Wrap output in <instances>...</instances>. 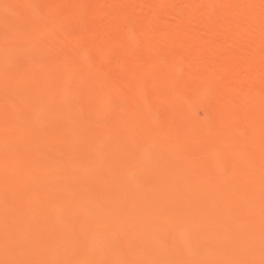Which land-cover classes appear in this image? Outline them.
I'll list each match as a JSON object with an SVG mask.
<instances>
[{"label": "rangeland", "instance_id": "1", "mask_svg": "<svg viewBox=\"0 0 264 264\" xmlns=\"http://www.w3.org/2000/svg\"><path fill=\"white\" fill-rule=\"evenodd\" d=\"M79 1L0 0V264H264V5Z\"/></svg>", "mask_w": 264, "mask_h": 264}, {"label": "bare ground", "instance_id": "2", "mask_svg": "<svg viewBox=\"0 0 264 264\" xmlns=\"http://www.w3.org/2000/svg\"><path fill=\"white\" fill-rule=\"evenodd\" d=\"M80 1H81V0H80ZM80 1H79V2H80ZM124 1H127V0H123V2H124ZM148 1H149V0H148ZM148 1H147V2H148ZM161 1H162V0H161ZM178 1H179V0H178ZM202 1L205 2L204 0H200L201 3H202ZM263 1H264V0H261V2H260V0L256 1L260 6L257 5V4H255V6H256V7H259V8L262 7V5H264V2H263ZM75 2H77V0H75ZM81 2H82V1H81ZM83 2H84V1H83ZM120 2H121V1H120ZM169 2H170V1H169ZM256 2H255V3H256ZM125 3H126V2H125ZM125 3H123V4H125ZM201 3H199V4H201ZM206 3H207V2H205V4H206ZM261 3H262V4H261ZM82 4H83V3H82ZM86 4H87V3H86ZM103 4H104V5H101L102 8L100 7L101 10L103 9L104 11H106V10H109V8L111 7L110 4H109L107 1H106L105 3H103ZM170 4H171V3H170ZM202 4H203V3H202ZM205 4H204V5H205ZM207 4H208V3H207ZM83 5H84V4H83ZM120 5H121V4H120ZM122 6H123V5H122ZM120 7H121V6H120ZM161 7H163V6L161 5ZM161 7L159 8V12H160V13H161V11H162V13L166 12V11H164V8L160 11ZM97 8H98V6H97ZM156 8H157V7H156ZM237 8H239V9H238L239 12H240V10H241L240 13H242V14L245 13V11L242 12L243 6H240V7H237ZM259 8H258V9H259ZM262 8H263V7H262ZM79 9H80V8H79ZM93 9H94V8H93ZM170 9L173 11V8H170ZM258 9H257V10H258ZM260 9H261V8H260ZM88 11H89V10H88ZM163 11H164V12H163ZM262 11H263V10H262ZM56 12H57V11H56ZM170 12H171V11H170ZM18 13H19V12H18ZM52 13H53V12H52ZM252 13H253V12H252ZM260 13H262V14H263L262 16H264V13H263V12H260ZM16 14H17V13H16ZM16 14H15V15H16ZM69 14H70V13H69ZM72 14H73V13H72ZM155 14H157V13H155ZM174 14H175V13H174ZM253 14H254V13H253ZM253 14H252L251 17H250L251 20L249 21V22H250L249 25H250V28H251L252 26H254V28H257V29H258V27L260 26V24H259L258 27H257V24L259 23V20H257V18H259V17L257 16V18H256V17H254ZM53 15H54L53 17H55V14H53ZM57 15H58V14H57ZM59 15H60V14H59ZM171 15L173 16V14H171ZM244 15H245V14H244ZM69 17H70V16H69ZM158 17H159V16H158ZM61 18H62V17H61ZM61 18H60V19H61ZM154 18H155V17H153V19H154ZM156 18H157V17H156ZM262 18H263V17H262ZM69 19H70V18H69ZM73 19H74V18H72V20H73ZM101 19H103V17H101ZM146 19H147V18H146ZM150 19H151V18H150ZM61 20H62V19H61ZM144 20H145V19H144ZM157 20H158V19H157ZM157 20L155 19V21H156L155 24L152 23L153 25H155V26H152V28H153V27H154V28L157 27L158 30H159V32H160V30H161V33H163L162 29H163V28L165 29V27H162V28L160 29L161 26L158 27L160 24H159V23L157 24ZM65 21H66V20H65ZM99 21H100V18H99ZM103 21H105V20H103ZM106 21H107V19H106ZM140 21H141V20H140ZM198 21H201V20H198ZM252 21H253L254 23H253ZM257 21H258V22H257ZM263 21H264V20H263ZM101 22H102V21H101ZM107 22H109V21H107ZM149 22H150V21H149ZM201 22L203 23V21H201ZM201 22L199 23L200 25H204V24H205V23L202 24ZM256 22H257V24H256ZM68 23H69V22H68ZM134 23H135V22H134ZM142 23H144V22H142ZM252 23H253V24H252ZM66 24H67V21H66ZM139 24H141V23L139 22L138 25H139ZM147 24H148V23H147ZM149 24H150V23H149ZM156 24H157V25H156ZM254 24H255V25H254ZM127 25H128V24H127ZM130 25H131V23H130ZM138 25H136L138 30H141V29H142L141 26H144V24L141 25V26H138ZM167 25H168V24H167ZM167 25H166V27H167ZM63 26H64V25H63ZM131 26H132V25H131ZM136 26H135V27H136ZM148 26H149V25H148ZM129 27H130V26H129ZM139 27H140L141 29H139ZM169 27H170V26H169ZM169 27H168V28H169ZM125 28H126V27H125ZM149 28H150V27H149ZM157 28H156V29H157ZM250 28H249V29H250ZM254 28H251V29L254 30ZM57 29L59 30L60 28H57ZM57 29H56V31H58ZM130 29H131V27H130ZM135 29H136V28H135ZM135 29H133V30H135ZM137 29H136V30H137ZM156 29H154V33H157V32H155V31H157ZM164 29H163V30H164ZM195 29H196V28H195ZM195 29L192 28V32L195 31ZM241 29H242V28H239V30H241ZM251 29H250V30H251ZM61 30H62V29H60V31H61ZM196 30H197V29H196ZM242 30H244V29H242ZM255 30H256V29H255ZM60 31H59V32H60ZM152 31H153V29H152ZM164 31H165V30H164ZM168 31H169V30H167L166 32H168ZM245 31H246V32H245ZM248 31H249V30H248ZM248 31H247V29H245V30L243 31L245 34H244L243 32H241V31H239V32L242 34V35L240 34V35L238 36L239 39H241V38L243 37L242 39L245 41V39L247 38V36H249V38H252V37L254 36V34H253L252 36H251V34H252V32L254 33V31L251 30V34H248V33H249ZM86 32H87V31H86ZM90 32H91V31H90ZM110 32H111V31H110ZM110 32H109V33H110ZM127 32H128V31H127ZM56 33H57V32H56ZM77 33H78V32H77ZM130 33H131V32H130ZM193 33H195V32H193ZM246 33H247V36H246ZM60 34H61V33H60ZM97 34H100V33H96V36H98ZM102 34H103V32H102ZM112 34H113V33H112ZM189 34H190V33H189ZM261 34H263V35H262L263 37H261V35L253 37L254 40H255V42H257V43H258L257 40H259V43H260V41L262 40L261 43H260L261 45H260L259 43H258L259 45H258L257 43H255V44L258 45L259 47H260V46H261V47L264 46V32L262 31ZM106 35H107V34H106ZM139 35H140V34H139ZM139 35H137V36H139ZM244 35L246 36L245 39H244ZM100 36H102V35H100ZM113 36H114V35H113ZM113 36H112V37H113ZM131 36H133V35H131ZM131 36H130V37H131ZM74 37L76 38L75 35H72L70 40H74V39H75ZM106 37H107V36H106ZM240 37H241V38H240ZM258 37H259V38H258ZM88 38H89V39H92V36H91V38H90V37H88ZM96 38H97V37H96ZM96 38H95V39H96ZM99 38H100V37H99ZM101 38H102V37H101ZM104 38H105V37H104ZM108 38H109V34H108ZM108 38H107V39H108ZM135 38H136V37H135ZM249 38H247L246 40H247V41L250 40L249 42L252 44V42H254V41H252L253 38H252V39H249ZM256 38H258V39H256ZM260 38H263V39L260 40ZM97 39H98V38H97ZM116 39H117V36H116V38H115V41H116ZM120 39H121V38H120ZM141 39H142V38H141ZM242 39H241V40H242ZM92 40H94V39H92ZM111 40H112V38H111ZM123 40H124V39H122V41H123ZM129 40L131 41V39H128V41H129ZM143 40H144V39H143ZM89 41H90V40H89ZM115 41H113V42H115ZM119 41H120V40H119ZM146 41H147V39H146ZM148 41H149V40H148ZM117 42H118V41H117ZM141 42H142V41H141ZM128 43H129V42H128ZM136 43H137V42H135V44H136ZM138 43H140V40H139ZM150 43H151V42H150ZM122 44H123V42H122ZM125 44H127V42H125ZM128 45H130V43L127 44V46H128ZM146 45H147V44H146ZM118 46H119V44H118ZM118 46H117V47H118ZM120 46H122V45H120ZM120 46H119V47H120ZM125 46H126V45H125ZM131 46H132V45H131ZM133 46H134V44H133ZM135 46H136V45H135ZM137 46H138V45H137ZM117 47H116V48H117ZM129 47H130V46H129ZM138 47H139V46H138ZM149 47H150V46H149ZM259 47H257V48H259ZM261 47H260V48H261ZM80 48H81V47H80ZM82 48H83V47H82ZM82 48H81V49H82ZM85 48H86V47H85ZM85 48H84V51H86ZM123 48H124V47H123ZM126 48H127V47H126ZM145 48L147 49V47H145ZM145 48H144V50H145ZM253 48H254V47H253ZM262 48H264V47H262ZM152 49H153V48H152ZM255 49H256V48H255ZM89 50H90V52H91V49H89ZM89 50H87V52H88ZM114 50H115V48H114ZM121 50H122V49H121ZM256 50H257V49H256ZM260 50H261V49H260ZM260 50H259V51H260ZM63 51H64V50H62V53H64ZM81 51H83V50H81ZM94 51H95V50H94ZM145 51H146V50H145ZM148 51H149V49H148ZM126 52H129V50L126 49ZM130 52H131V51H130ZM135 52H136V51H135ZM248 52H249V51H248ZM250 52H251L250 54H252V55L255 54L254 49H253V51H250ZM252 52H254V53H252ZM256 52H257V51H256ZM62 53H61V54H62ZM67 53H68V52H67ZM92 53H93V52H92ZM97 53H98V52H97ZM99 53H100V51H99ZM145 53H146V52H145ZM149 53H151V52H149ZM152 53H153V52H152ZM257 53H258V52H257ZM64 54H65V53H64ZM86 54H87V53H86ZM88 54H89V53H88ZM94 54H95V53H94ZM250 54H249V55L246 54L248 58H249V56L251 57V58L249 59L250 63L253 62V63L255 64L256 61H259V58H260V57H259L258 54H257V56H255V57H259V58H258V60H255V61H254V59H253V56H251ZM81 55H82V52H81ZM89 55H90V54H89ZM96 55L98 56V55H101V54H96ZM255 55H256V54H255ZM262 55H263V54H262ZM61 56H62V55H61ZM63 56H64V55H63ZM68 56H69V55H68ZM84 56H85V55H84ZM133 56H134V55H133ZM136 56H137V55H136ZM136 56H135L134 58H132V56H131L130 58L135 59ZM74 57H75V56H74ZM142 57H143V56H142ZM142 57H141V58H142ZM247 57H246V58H247ZM255 57H254V58H255ZM182 58H183V57H182ZM246 58H245V59H246ZM255 59H256V58H255ZM105 60L108 61V62H106V66H107V63H109V59H105ZM105 60H102V61L100 60V61H101L100 63L105 62ZM127 60H128V59H127ZM137 60H138V56H137ZM142 60H143V59H142ZM166 60H167V59H166ZM192 60H194V58H192ZM146 61H147V60H146ZM180 61L182 62L183 60H180ZM185 61H186V60H185ZM249 61L247 62V64H249ZM251 61H252V62H251ZM134 62H135V61H134ZM165 62H166V61H165ZM165 62L162 63V64H160L159 67H157V66L155 65V67L158 68V70H157V73H158V74H157L156 76H158V78H159L160 80H162V82H164L165 79L167 78V77H164V76H162V75L166 74L165 72H167L168 69L170 70V68H171V64H169V63H170V60L168 61L169 63H168V62L165 63ZM171 62L173 63V60H172ZM231 62L234 63L233 60H231ZM231 62H230V63H231ZM259 62H260V61H259ZM262 62H264V61H262ZM262 62H260V63H262ZM100 63H99V65H100ZM158 63H159V61H158ZM160 63H161V62H160ZM176 63H177V62H176ZM233 63H231V64H233ZM236 63H237V62H236ZM257 63H258V62H257ZM124 64H125V63H124ZM174 64H175V63H174ZM179 64L181 65V63H179ZM234 64H235V63H234ZM234 64H233V65H234ZM245 64H246V63H245ZM103 65H105V63H104ZM116 65H117V64H116ZM135 65H136V64H135ZM259 65H260V64H259ZM94 66H95V65H94ZM100 66H101V65H100ZM108 66H109V65H108ZM120 66H121V65H120ZM128 66H129V65H128ZM132 66H133V65H132ZM136 66H137V65H136ZM173 66H174V65H173ZM175 66H176V65H175ZM175 66H174V67H175ZM178 66H179V65H177L176 68H177ZM249 66H250V64H249ZM98 67H99V66H98ZM125 67H126V66H125ZM149 67H151V66H149ZM107 68H108V67H107ZM107 68H106V69H107ZM111 68H112V67H111ZM128 68H129V67H128ZM128 68H127V69H128ZM133 68H134V67H133ZM138 68H139V67H138ZM176 68H175V70H176ZM257 68L259 69L260 66L257 67ZM261 68H262V67H261ZM263 68H264V66H263ZM263 68H262V69H263ZM93 69H94V68H93ZM99 69H101V68H99ZM99 69H98V70H99ZM102 69H103V68H102ZM122 69H124V68H122ZM134 69H135V68H134ZM178 69H179V68H178ZM181 69H182V68H181ZM89 70H90V68H89ZM89 70H88V71H89ZM95 70H96V68H95ZM95 70H94V71H95ZM135 70H136V69H135ZM179 70H180V69H179ZM179 70H178V71H179ZM182 70H184V69H182ZM263 70H264V69H263ZM91 71H92V70H91ZM91 71H90V72H91ZM94 71H93V72H94ZM101 71H102V70H101ZM101 71H100V72H101ZM109 71H110V70H109ZM113 71H114V69H113ZM178 71H177V72H178ZM180 71H181V70H180ZM180 71H179V73H180ZM259 71H260V70H259ZM93 72H92V73H93ZM105 72H107V70H106ZM120 72H122V71H121V68H120ZM132 72H134V70H132ZM137 72L139 73V71H137ZM137 72H136V74H137ZM142 72H143V71H142ZM145 72H146V70H145ZM171 72H174L173 69H172ZM184 72H186V73L184 74V75L186 76V74H187L188 71L184 70ZM220 72H221V71H220ZM220 72H219V73H220ZM224 72H225V71H224ZM261 72H262V71H261ZM98 73H99V72H98ZM102 73H103V71H102ZM107 73H108V72H107ZM124 73H125V72H124ZM150 73H151V71H150ZM175 73H176V72H174L173 74L175 75ZM181 73H182V72H181ZM254 73H255V72H254ZM95 74H97L96 71H95ZM103 74H104V73H103ZM103 74H102V75H103ZM117 74H118V73H117ZM122 74H123V73H122ZM133 74H134V73H133ZM133 74H132V75H133ZM151 74H152V73H151ZM154 74H155V71H154ZM170 74H172V73H170ZM176 74H177V73H176ZM182 74H183V73H182ZM189 74H190V73H189ZM222 74H223V73H222ZM130 75H131V74H130ZM140 75H141V74H140ZM140 75H139V76H140ZM144 75H145V74H144ZM174 75H173V76H174ZM187 75H188V74H187ZM191 75H192V74H191ZM227 75H228V74H227ZM256 75H257V74H256ZM259 75H260V74H259ZM262 75H263V74H262ZM262 75H261V76H262ZM105 76H106V75H105ZM126 76H127V75H126ZM128 76H129V74H128ZM148 76H150V75H148ZM153 76H154V75H153ZM161 76L164 78V81H163V79L160 78ZM170 76H171V75H169L168 77H170ZM177 76H179V75H178V74L175 75V76H174V79H173L172 77H170V78H172V80L170 79V82H169V83H170V84H177V83H175V78H176ZM221 76H222V75H221ZM261 76H260V78H261ZM112 77H113V76H112ZM129 77H130V76H129ZM131 77H132V76H131ZM151 77H152V76H151ZM181 77H182V75L179 76L178 78H181ZM257 77H258V76H257ZM105 78H106V77H105ZM117 78H121V77H117ZM117 78H116V80H117ZM136 78L138 79V76H137ZM178 78H177V79H178ZM183 78H184V77H183ZM254 78H255V76H254ZM106 79H107V78H106ZM128 79H129V78H128ZM128 79H127V80H128ZM133 79H134V78H133ZM140 79H141V78H140ZM147 79H148V78H147ZM159 79H158V80H159ZM167 79H168V78H167ZM177 79H176V82H177V81L179 82V80H177ZM181 79H182V78H181ZM122 80H123V79H122ZM130 80H131V78H130ZM141 80H143V79H141ZM260 80H261V79H260ZM120 81H121V80H120ZM124 81H125V80H124ZM131 81H132V80H131ZM136 81H138V80H136ZM172 81H174V83H173ZM192 81H193V80H192ZM262 81H263V79H262ZM262 81H261V82H262ZM141 82H142V81H141ZM160 82H161V81H160ZM166 82H168V80H167ZM171 82H172V83H171ZM127 83H129V81H128ZM132 83H134V82H132ZM138 83H140V81H139ZM138 83H137V84H138ZM169 83H167L166 85H168ZM185 83H186V82H185ZM188 83H189V82H188ZM188 83H187L188 87L191 86V89L194 90V93H195V92H196V93L200 92V93L202 94V91H198V92H197V90H198L197 87H196L197 85H192L193 83H189V84H191V85L189 86ZM263 83H264V82H263ZM137 84H136V85H137ZM136 85H135V86H136ZM141 85H143V83H142ZM229 85H230V82H229ZM232 85H233V84H232ZM138 86H140V85H138ZM143 86H144V85H143ZM184 86H185V85H184ZM192 86L194 87V89L192 88ZM248 86H249V85H248ZM127 87H128V86H127ZM129 87H130V86H129ZM140 87H141V86H140ZM163 87H165V89H166V88H167V89L169 88V86H163ZM185 87H186V86H185ZM230 87H231V86H230ZM235 87H236V86H235ZM235 87L230 88V91H232L231 89H234ZM238 87H239V86H238ZM243 87H245V86H244V85L242 86V90L244 91V89L247 88V87H245V88H243ZM132 88H133V87H132ZM135 88H139V87H135ZM141 88H142V87H141ZM161 88H162V87H161ZM161 88H160V89H161ZM171 88H173V86L170 85V88H169L170 92H173V89H174V92H175V90H176L175 87H174L173 89H171ZM182 88H183V86H182ZM186 88H187V87H186ZM144 89H145V87H144L143 90H142L143 92H144ZM158 89H159V88H158ZM160 89H159V91H160ZM162 89H163V88H162ZM191 89H190V90H191ZM239 89H241V87L236 88L235 90H236V91L238 90V92L241 93L242 90L239 91ZM250 89H252V88H250ZM250 89L248 88V89H245V90H246V92H247V90H249V92H250ZM263 89H264V88H263ZM127 90H128V88H127ZM135 90H138V89H135ZM183 90H184V89H183ZM185 90H186V89H185ZM188 90H189V89H188ZM192 90H191V92H192ZM195 90H196V91H195ZM252 90H254V88H253ZM131 91H132V90H131ZM131 91H130V93H131ZM138 91H139V90H138ZM142 91H141V92H142ZM179 91H180V90H179ZM186 91H187V90H186ZM236 91H234V92H236ZM255 91H256V90H255ZM257 91H258V90H257ZM260 91H263V90H259L258 92H260ZM124 92H125V91H124ZM154 92H155V91H153V93H154ZM162 92H163V91H162ZM164 92H165V91H164ZM164 92H163V95H165ZM170 92L168 91V94H169ZM176 92H177V91H176ZM187 92H188V91H187ZM246 92H245V93H246ZM139 93H140V92H139ZM153 93H152V94H153ZM158 93H161V92H158ZM177 93H178V92H177ZM179 93H180V92H179ZM181 93H183V92H181ZM194 93H192V94H194ZM242 93H243V92H242ZM245 93H244V94H245ZM247 93H248V92H247ZM254 93H255V92H254ZM256 93H257V92H256ZM263 93H264V92H263ZM263 93L261 92V94H263ZM110 94H111V91L109 92V96H111ZM125 94H126V93H125ZM128 94H129V93H128ZM134 94H135V93H134ZM134 94H133V95H134ZM141 94H142V93H141ZM166 94H167V93H166ZM171 94H172V93H171ZM190 94H191V93H190ZM192 94H191V95H192ZM232 94H233V93H232ZM238 94H239V93H238ZM123 95H124V94H123ZM131 95H132V94H130V96H131ZM133 95H132V96H133ZM137 95H138V94H137ZM139 95H140V94H139ZM139 95H138V96H139ZM156 95H157V94H156ZM159 95H160V94H159ZM180 95H185V93H184V94H180ZM194 95H195V94H194ZM194 95H193V96H194ZM196 95H198V94H196ZM235 95H236V93H235ZM235 95H234V96H235ZM245 95H246V94H245ZM253 95H255V94H253ZM124 96H125V95H124ZM135 96H136V95H135ZM138 96H137V97H138ZM167 96H168V95H167ZM169 96H171V95H169ZM169 96H168V97H169ZM173 96H174V95H173ZM173 96H172V97H173ZM177 96H178V95H177ZM188 96H190V95H188ZM219 96H220V94H219ZM237 96L239 97V95H237ZM240 96H241V95H240ZM247 96H248V95H247ZM137 97H136V98H137ZM139 97H141V96H139ZM165 97H166V96H165ZM168 97H166V98H168ZM172 97H170V99H171ZM174 97L176 98V96H174ZM181 97H183V96H181ZM196 97H197V96H196ZM196 97H195V98H196ZM202 97H203V95H202ZM248 97H249V96H248ZM253 97H254V96H253ZM114 98H115V97H114ZM117 98H118V97H117ZM129 98H130V97H129ZM134 98H135V97H134ZM179 98H180V97H179ZM183 98H184V97H183ZM188 98H189V97H188ZM195 98H194V99H195ZM108 99H109V98H108ZM168 99H169V98H168ZM172 99H173V98H172ZM176 99L179 100L178 97H177ZM185 99H186V98H185ZM196 99L198 100V97H197ZM196 99L193 100V101H196ZM251 99H252V98H251ZM251 99H250V100H251ZM253 99H254V98H253ZM136 100H138V99H136ZM139 100H140V99H139ZM177 100H176V101H177ZM180 100H181V99H180ZM180 100H179V101H180ZM183 100H184V99H183ZM141 101H142V100H141ZM174 101H175V100H174ZM191 101H192V100H191ZM182 102H183V104H186V101H185V103H184V101H182ZM187 102H189V101H187ZM222 102H223V101H222ZM251 102H252V100H251ZM193 103L196 104V105L194 104L195 106H197V105L199 104V103L197 104L196 102H193ZM216 103H217V102H216ZM223 103H224V102H223ZM263 103H264V102H262V104H263ZM219 104H222V103L220 102ZM227 104H229V103H227ZM248 104L251 105L250 102H249ZM254 104H255V101H254ZM192 105H193V104H192ZM194 105H193V106H194ZM223 105H224V104H223ZM223 105H221V106H223ZM229 105H230V104H229ZM256 105H258V104L253 105V103H252V106L255 107ZM263 105H264V104H263ZM225 106H226V105H225ZM261 106H262V105H261ZM261 106H258V108L261 107ZM92 107H93V104H92ZM97 107H98V106H97ZM186 107H187V106H185L184 108L186 109ZM215 107H216V106H215ZM239 107H241V105H240ZM246 107L248 108L249 106L246 104ZM188 108H190V107H188ZM250 108H251V106H250ZM255 108H256V107H255ZM255 108L252 109V110H255ZM147 109H148V108H147ZM147 109H146V110H143V111H147ZM181 109H182V105H181ZM185 109H184V110H185ZM191 109L193 110V108H191ZM191 109H190V110H191ZM195 109H196V107H195ZM241 109H242V108H241ZM243 109H244V111L247 112V110H246L245 107H243ZM256 109H257V108H256ZM148 110H149V109H148ZM182 110H183V109H182ZM184 110H183V111H184ZM261 110H262V112L264 111V107H263V106H262V109H261ZM261 110H260V109H259V110L257 109L258 112H261ZM150 111H151V110H149V112H150ZM152 111H153V109H152ZM177 111H178V110H177ZM179 111H180V110H179ZM179 111H178V112H179ZM257 111H255V112L258 114ZM180 112H181V111H180ZM185 112H186V111H185ZM185 112H184V113H185ZM188 112H189V111H188ZM188 112H187V113H188ZM190 112L192 113V111H190ZM249 112H251V110H250ZM262 112H261V114L263 115ZM156 113H157V112H156ZM176 113H177V112H176ZM176 113H172V115L174 114V116H176V115L178 114V113H177V114H176ZM149 114H150V113H149ZM253 114H254V113H253ZM158 115H159V114H158ZM162 115H163V114L161 113V116H162ZM166 115H167V113H166ZM166 115H165V118H166ZM168 115H169V114H168ZM168 115H167V116H168ZM170 115H171V114H170ZM172 115H171V117H172ZM159 116H160V115H159ZM253 116L255 117L256 115H253ZM259 116H260V114H259ZM179 117H180V116H179ZM165 118H164V119H165ZM173 118H174V117H173ZM177 118H178V117H177ZM180 118H181V117H180ZM180 118H178V119H180ZM261 118H262V116L260 117V122L262 121ZM160 119H161V118H160ZM175 119H176V118H175ZM238 120H239V119H238ZM256 120L258 121V119H256ZM256 120H255V121H256ZM230 121H231V120H230ZM239 122H240V124H241V123L243 124L244 120H243V122H242V119H241V121L239 120ZM234 123H235V122H234ZM261 123H262V122H261ZM153 139H154V138H153ZM148 141H149V140H148ZM154 159H155V158H154ZM153 161H154V160H153ZM153 161H152V163H153ZM156 163H158V162H156ZM106 249H108V248H106Z\"/></svg>", "mask_w": 264, "mask_h": 264}]
</instances>
